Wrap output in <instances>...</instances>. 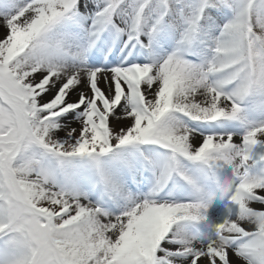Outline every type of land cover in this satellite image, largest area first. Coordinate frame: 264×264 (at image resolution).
Masks as SVG:
<instances>
[{
	"label": "snow or ice",
	"instance_id": "6c2138e0",
	"mask_svg": "<svg viewBox=\"0 0 264 264\" xmlns=\"http://www.w3.org/2000/svg\"><path fill=\"white\" fill-rule=\"evenodd\" d=\"M0 29V264H264V0H0Z\"/></svg>",
	"mask_w": 264,
	"mask_h": 264
},
{
	"label": "bare ground",
	"instance_id": "6f19581e",
	"mask_svg": "<svg viewBox=\"0 0 264 264\" xmlns=\"http://www.w3.org/2000/svg\"><path fill=\"white\" fill-rule=\"evenodd\" d=\"M0 32H3V29H0ZM112 124H118V122L113 121ZM120 125H121V124H120ZM255 207L259 208L260 206H259V205H255Z\"/></svg>",
	"mask_w": 264,
	"mask_h": 264
},
{
	"label": "rangeland",
	"instance_id": "374dc122",
	"mask_svg": "<svg viewBox=\"0 0 264 264\" xmlns=\"http://www.w3.org/2000/svg\"><path fill=\"white\" fill-rule=\"evenodd\" d=\"M3 34V32H0V35H2ZM113 126L114 127H119V126H122V125H120V124H113ZM62 135V134H61Z\"/></svg>",
	"mask_w": 264,
	"mask_h": 264
}]
</instances>
